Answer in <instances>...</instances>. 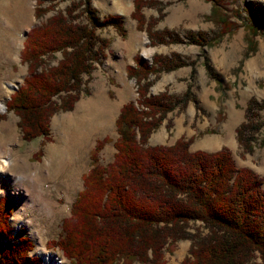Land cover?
Returning <instances> with one entry per match:
<instances>
[{
  "label": "trees",
  "instance_id": "1",
  "mask_svg": "<svg viewBox=\"0 0 264 264\" xmlns=\"http://www.w3.org/2000/svg\"><path fill=\"white\" fill-rule=\"evenodd\" d=\"M55 1L49 0L45 7L38 0L35 18L41 19ZM207 1L216 7L221 0ZM154 5L152 0L134 1L131 18L137 29L153 28L155 21L145 23L140 10ZM75 8L67 10V17L47 18L23 42L20 59L27 75L6 107L18 118L24 143L47 139L50 118L70 110L78 99L81 75H89L93 69V48L99 41L95 28L113 25L121 36L125 34L119 17L99 21L89 6V22L76 23ZM147 32L158 43L169 37L167 32ZM58 52L61 61L45 66L44 60ZM175 62L154 57L148 66L136 57L134 66L127 68L128 78L137 86V100L119 111L114 161L106 166L99 163L102 141H98L90 155L92 168L83 178L84 190L53 245L71 264H163L164 252H172L176 242L185 239L193 241L181 264H264L263 180L247 169H238L225 149L190 152V142L181 140L172 146L147 145L167 112L190 99L188 93L181 99L165 93L147 95L150 83L144 81L156 74L155 67L164 63L169 70L182 65ZM55 97L60 104L53 101ZM256 129L241 124L236 130L239 146L251 151ZM12 213L11 200L1 198L0 241L4 244L0 242V264H41L39 258L27 259L31 250L27 239L16 244L8 224ZM196 222L202 223L205 234L188 233L190 224Z\"/></svg>",
  "mask_w": 264,
  "mask_h": 264
},
{
  "label": "rangeland",
  "instance_id": "2",
  "mask_svg": "<svg viewBox=\"0 0 264 264\" xmlns=\"http://www.w3.org/2000/svg\"><path fill=\"white\" fill-rule=\"evenodd\" d=\"M19 1L27 3L25 13L15 20L5 36L0 33V84L11 78L17 87L12 95L27 75V67L20 59L23 42L29 31L47 18L58 14L67 17V10L76 7L73 12L76 23L86 25L89 6L99 21L109 16L119 17L125 32L121 36L113 25L95 28L99 41L93 48L96 52L93 69L89 75H81L78 99L72 108L58 111L50 118L47 139L24 143L17 127L18 118L8 112L6 104V113L0 112L3 116L0 127L4 128L0 145L15 136L12 164L0 172V199L11 200L13 213L8 224L16 244L21 239L30 243L27 259L39 258L44 264L38 254L42 248L55 255L62 264H71L53 245L63 233V221L71 217L72 206L84 190L83 178L92 168L90 155L98 141H102L97 154L99 163L106 166L114 161V143L118 139L115 122L119 111L124 104L137 100L135 80L127 76V68L134 66L136 57L148 66L153 64L154 57L174 59V64L182 63L169 70L165 69L164 63L158 64L156 74L149 75L144 81L150 83L148 96L163 93L175 99H181L186 93L190 96L184 106L176 103L167 112L149 135L147 145L172 146L181 140L190 142V152L205 153H215L225 147L238 169H247L264 182V0H218L216 7L207 0H152L154 6H144L140 10L145 23L155 21L150 30L145 26L137 29L136 21L131 18L135 0H56L41 19L34 16L38 0ZM39 1L45 7L50 5L49 0ZM147 31L167 32L169 37L165 36L164 42L158 43L149 38ZM7 35L16 43L12 62L5 57L3 38ZM61 59L62 54L55 53L44 60V65L56 66ZM53 101L60 104L59 97ZM80 114L85 116L80 118ZM74 117L82 121L83 132H94L89 134L83 159H78L77 184L69 192L63 178L53 180L55 175L51 168L48 174H42V179L33 174L38 175L34 169L41 168L58 148L57 128L53 124L58 125L68 118L74 120ZM101 123L104 125L100 126ZM241 124L257 128L252 131L251 151L237 142L236 130ZM40 188L45 193L40 194ZM42 197L55 202V209L62 211L53 214V221L44 218L39 208ZM197 231L201 235L206 233L202 223H191L188 233L194 235ZM192 241L176 242L172 252H164L163 264H181L188 256Z\"/></svg>",
  "mask_w": 264,
  "mask_h": 264
},
{
  "label": "bare ground",
  "instance_id": "3",
  "mask_svg": "<svg viewBox=\"0 0 264 264\" xmlns=\"http://www.w3.org/2000/svg\"><path fill=\"white\" fill-rule=\"evenodd\" d=\"M25 4H27L25 1L19 0H0V33H2V35L5 36V33L13 27L15 20L25 13V8L27 6ZM20 33H18L17 39L19 38ZM16 34L17 32L15 33V36ZM3 41H5L4 43H6L5 57L12 62L13 60H15V58H13L16 45L15 40L9 38V36L7 35L3 38ZM16 88V84H14V81H11V78L3 81L0 84V112H5V104H7L6 100L10 97V95H12L11 93ZM80 116V118H83L85 114H80ZM81 122L82 121L79 118L74 117V120L68 118V120L60 122L58 125L55 123L53 124L55 128H57L58 150L56 148V152L52 150L54 154L50 156V158L45 162L46 164L44 163L41 168L34 169L38 173V175L36 173L33 174L35 178L42 179V174H48L49 168H51L53 174L55 175L54 178L52 177L53 180L63 178V184L66 187L65 189L67 191L69 190V192H72L70 191V189L77 184V173L80 171V163L78 164V159H83V154L85 152V146L87 144L89 134L92 133L91 135H93L94 132V130L91 131V129V132L89 134L86 131L83 132L80 128ZM103 125V123L100 124V126ZM9 130L11 132L10 128ZM3 132L4 128L0 127V135L3 134ZM86 138L87 140H85ZM14 140L15 136H13L12 140L8 141L5 145H0V172H3L5 167H8L12 164V142H14ZM45 177L49 178L48 176ZM29 180L32 181V178H29ZM43 193H45L44 190L40 188V194ZM55 206V202H52L48 199H44L43 197L41 198V205L39 206V208L43 212L44 218H50L51 221H53V214L56 211H60L58 209H55ZM64 209L65 207L63 208V210ZM38 254L41 255V257L43 258L44 264H62L55 255L44 252L42 248Z\"/></svg>",
  "mask_w": 264,
  "mask_h": 264
},
{
  "label": "crops",
  "instance_id": "4",
  "mask_svg": "<svg viewBox=\"0 0 264 264\" xmlns=\"http://www.w3.org/2000/svg\"><path fill=\"white\" fill-rule=\"evenodd\" d=\"M221 149H223V150H224V149H225V147H223V148H219L217 151H219V150H221Z\"/></svg>",
  "mask_w": 264,
  "mask_h": 264
}]
</instances>
